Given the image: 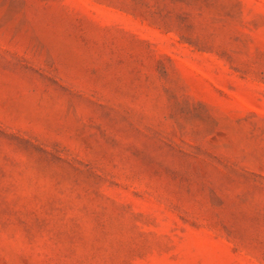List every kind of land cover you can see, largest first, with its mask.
Instances as JSON below:
<instances>
[{
  "label": "rangeland",
  "instance_id": "rangeland-1",
  "mask_svg": "<svg viewBox=\"0 0 264 264\" xmlns=\"http://www.w3.org/2000/svg\"><path fill=\"white\" fill-rule=\"evenodd\" d=\"M0 264H264V0H0Z\"/></svg>",
  "mask_w": 264,
  "mask_h": 264
}]
</instances>
